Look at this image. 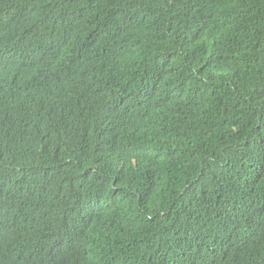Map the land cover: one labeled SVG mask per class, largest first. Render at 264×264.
<instances>
[{
  "label": "trees",
  "instance_id": "obj_1",
  "mask_svg": "<svg viewBox=\"0 0 264 264\" xmlns=\"http://www.w3.org/2000/svg\"><path fill=\"white\" fill-rule=\"evenodd\" d=\"M0 264H264V0H0Z\"/></svg>",
  "mask_w": 264,
  "mask_h": 264
}]
</instances>
